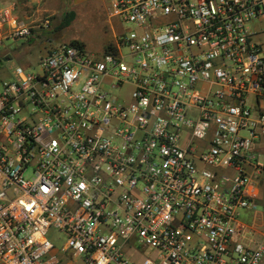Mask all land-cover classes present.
Returning <instances> with one entry per match:
<instances>
[{
  "label": "built area",
  "instance_id": "2783aa9c",
  "mask_svg": "<svg viewBox=\"0 0 264 264\" xmlns=\"http://www.w3.org/2000/svg\"><path fill=\"white\" fill-rule=\"evenodd\" d=\"M108 1L102 55L57 42L2 83L0 264H261L264 0ZM50 24L0 4V43Z\"/></svg>",
  "mask_w": 264,
  "mask_h": 264
},
{
  "label": "rangeland",
  "instance_id": "374dc122",
  "mask_svg": "<svg viewBox=\"0 0 264 264\" xmlns=\"http://www.w3.org/2000/svg\"><path fill=\"white\" fill-rule=\"evenodd\" d=\"M108 2V0H97L94 7L83 5L78 9L67 8L58 12H44L40 16L27 18L31 21L50 16L51 24L32 42L7 38L0 43V90L3 81L14 76L13 71L17 66L21 65L33 72L38 70V60L45 55V48L41 44L43 38L52 39L53 43L78 40L84 43L90 52L97 56L102 55L108 44L114 40V30L107 15ZM69 12H73L74 16L70 23L64 25L66 14ZM113 22L115 29L119 30L118 21L114 19ZM48 238L56 249H61L66 240L65 235L55 228L49 230ZM261 264H264V255Z\"/></svg>",
  "mask_w": 264,
  "mask_h": 264
},
{
  "label": "crops",
  "instance_id": "0c3cea01",
  "mask_svg": "<svg viewBox=\"0 0 264 264\" xmlns=\"http://www.w3.org/2000/svg\"><path fill=\"white\" fill-rule=\"evenodd\" d=\"M96 1L97 0H0V4L15 2L17 4V10L20 15L27 19L30 17L40 16L44 12H58L59 10H64L67 8L78 9V7H82L83 5L94 7ZM113 21L114 19H109L115 35V31L117 30L115 29ZM42 30L43 29H38L34 36L31 38L30 42L34 41L35 37H38L37 35ZM258 40L264 41V34L259 35ZM54 43L52 39L44 40L43 38L41 44L45 48V53H47V51ZM257 178L258 180L254 187V190L257 193L256 200L258 202L259 208L256 211L244 210L241 214V217L250 225L251 230L249 233V237L253 238L256 242L264 243V183L261 176L258 175Z\"/></svg>",
  "mask_w": 264,
  "mask_h": 264
},
{
  "label": "trees",
  "instance_id": "16d2710c",
  "mask_svg": "<svg viewBox=\"0 0 264 264\" xmlns=\"http://www.w3.org/2000/svg\"><path fill=\"white\" fill-rule=\"evenodd\" d=\"M74 16V13L73 12H69L66 14V17H65V20H64V25H67L68 23H70L72 17ZM75 42H78V40H74Z\"/></svg>",
  "mask_w": 264,
  "mask_h": 264
}]
</instances>
